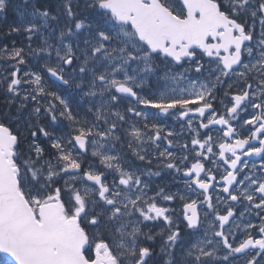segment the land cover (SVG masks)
<instances>
[{"label":"snow or ice","instance_id":"obj_1","mask_svg":"<svg viewBox=\"0 0 264 264\" xmlns=\"http://www.w3.org/2000/svg\"><path fill=\"white\" fill-rule=\"evenodd\" d=\"M0 25V264H264V0H0ZM152 156L185 193L149 195Z\"/></svg>","mask_w":264,"mask_h":264},{"label":"flooded vegetation","instance_id":"obj_2","mask_svg":"<svg viewBox=\"0 0 264 264\" xmlns=\"http://www.w3.org/2000/svg\"><path fill=\"white\" fill-rule=\"evenodd\" d=\"M219 100H223V103L228 104V98L224 97V90H221L218 93V101ZM29 106L32 109V103H29ZM229 106H230V104H229ZM214 107L220 112L223 111V108H222V106H221V104L219 102H214ZM34 119H35V117H33V120ZM46 120L47 119L44 117V121H46ZM167 125L170 128H174L175 130H179V124H177L171 118H169L167 120ZM125 126H127V125H125ZM215 127L218 128L219 126H215ZM201 131L205 132L207 130L202 129ZM212 134L214 135V138H218L221 135L220 133L215 131V128L213 129V133ZM190 139H191V136L189 135V133L187 131H184L183 134H182V139H180V142L181 143H188L189 146H191L190 145ZM165 146H166V142H164V144L161 146L160 151H162ZM170 150L176 152L178 155L181 154V151L179 149H177L176 147H173ZM214 151L218 152V148L215 147V146H214ZM149 152L150 153H156L157 150L154 147H150L149 148ZM127 156H128L129 159H133L131 157V153L130 152H127ZM151 158H152V164L151 165H144V164H142V163H140L138 161L136 162L138 164V166H140V167H144L146 169L150 168L152 172L160 171V173H161L159 176H152L150 178L153 183L151 185L152 191L149 192V195H152L158 189V186L159 187H164L166 191L170 190L172 193H175L177 191H179L180 193H185L187 191L184 181L190 179L189 177H184L182 173H176L174 170L163 169L162 165H161V167H158L157 165L160 164V160L156 159L155 156H152ZM245 159H250V162L251 163H255L257 166H259L260 163H261V160H260L259 157H252V158H247L246 157ZM191 162H192L191 159L187 162L189 166H190ZM206 166H210V165H208L207 162H206ZM221 171H222V169H221ZM245 171H248V170L246 169ZM257 175L259 176L260 173L257 172ZM147 178L148 177H145V179H147ZM217 179L219 180V177H217ZM214 183H216V182H214ZM221 186H222V183H216L215 190H211L210 189V193L213 195L214 201H215L216 195L220 194L219 189H220ZM188 195H190L192 198H197L194 193H188ZM200 199H202V197H200ZM161 203H162V205H164L163 202H161ZM168 203L171 204V208L170 209L174 210V219L176 217L182 215L183 201H180L179 199H177L175 201L168 202ZM218 207L220 208L221 212H223V207L224 206L223 205H218ZM240 210H241L240 208L237 209V215L239 214ZM248 218L252 219L253 223H259L258 218H254V217H248ZM236 222L239 223L240 221L237 220ZM144 230L147 231L148 229H144ZM154 230L158 231L159 229L157 228V229H154ZM153 246H154L155 251L157 253V255L153 257V261H155V264H160L161 260L157 259L158 258L157 256H159V241H157ZM153 261H149V264H153Z\"/></svg>","mask_w":264,"mask_h":264},{"label":"rangeland","instance_id":"obj_3","mask_svg":"<svg viewBox=\"0 0 264 264\" xmlns=\"http://www.w3.org/2000/svg\"><path fill=\"white\" fill-rule=\"evenodd\" d=\"M13 2L14 3H16V0H13ZM41 2L42 3H45V4H51L52 5V3L50 2V0H41ZM17 3H19V0L17 1ZM53 6V5H52ZM8 20L9 21H11V20H13V19H16V16H15V14L14 13H12V12H9L8 13ZM3 27H6V26H0V31L1 32H4V33H6L7 32V28H3ZM258 30H259V25H258ZM23 40H24V37H22L21 39H20V42L22 43L23 42ZM2 60H0V81H2L3 80V78L7 75V69H8V66L12 63H7V64H3L2 62H1ZM4 88H5V86H4ZM25 114H26V117L30 114L29 112H25ZM47 121V120H46ZM66 122V121H65ZM66 124H67V122H66ZM126 127V126H125ZM163 206H167L168 205V202H163ZM158 258L157 259H160V260H162V257H160V255L159 256H157Z\"/></svg>","mask_w":264,"mask_h":264},{"label":"trees","instance_id":"obj_4","mask_svg":"<svg viewBox=\"0 0 264 264\" xmlns=\"http://www.w3.org/2000/svg\"><path fill=\"white\" fill-rule=\"evenodd\" d=\"M50 2L52 3L53 8H54L55 7V0H50Z\"/></svg>","mask_w":264,"mask_h":264}]
</instances>
